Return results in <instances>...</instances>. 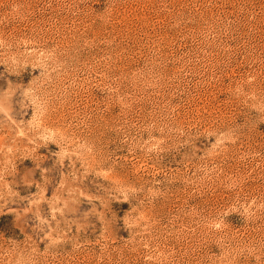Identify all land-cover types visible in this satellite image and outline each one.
I'll return each instance as SVG.
<instances>
[{"label":"rangeland","instance_id":"rangeland-1","mask_svg":"<svg viewBox=\"0 0 264 264\" xmlns=\"http://www.w3.org/2000/svg\"><path fill=\"white\" fill-rule=\"evenodd\" d=\"M0 264H264V0H0Z\"/></svg>","mask_w":264,"mask_h":264}]
</instances>
